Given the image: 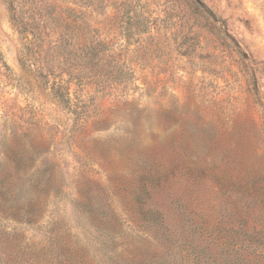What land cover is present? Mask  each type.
Returning <instances> with one entry per match:
<instances>
[{
	"label": "rangeland",
	"instance_id": "obj_1",
	"mask_svg": "<svg viewBox=\"0 0 264 264\" xmlns=\"http://www.w3.org/2000/svg\"><path fill=\"white\" fill-rule=\"evenodd\" d=\"M54 75L71 80L69 106L47 94ZM230 181L264 184V0H0L14 264L172 257L188 211L216 218Z\"/></svg>",
	"mask_w": 264,
	"mask_h": 264
},
{
	"label": "trees",
	"instance_id": "obj_2",
	"mask_svg": "<svg viewBox=\"0 0 264 264\" xmlns=\"http://www.w3.org/2000/svg\"><path fill=\"white\" fill-rule=\"evenodd\" d=\"M89 61L91 62L86 66L88 73L97 77L106 74L104 61L93 62L92 58ZM111 71L116 77L131 74L120 60H115ZM70 82L71 80L54 75L47 94L52 99L60 94L65 104L69 106ZM39 93L42 94L43 89H39ZM217 185V190L224 195V199L216 218H209L200 210H189L187 213L189 223L186 227L185 223H182L181 233L177 237L181 242L172 251V257H169L168 253L164 255L154 252L149 257V264H264V184L256 181L243 184L230 181L218 182ZM6 197V192L1 187L0 211L7 207L6 203H10V200L6 201ZM177 206L181 219H184L186 216L184 204L179 202ZM146 213L149 214L148 221L151 225L158 226L148 236L159 238L160 224L156 217L161 212L157 206L149 205ZM3 221L19 223L23 220L16 214H3L2 210L0 227L5 225ZM15 236L13 232L4 229L0 231V264L17 262L20 247L15 243ZM171 239L172 237L167 241L170 242ZM23 250L27 252L26 249ZM63 259L60 264H63Z\"/></svg>",
	"mask_w": 264,
	"mask_h": 264
}]
</instances>
